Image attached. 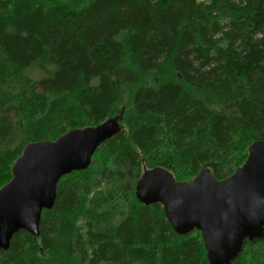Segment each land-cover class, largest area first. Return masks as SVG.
I'll use <instances>...</instances> for the list:
<instances>
[{
	"label": "trees",
	"instance_id": "obj_1",
	"mask_svg": "<svg viewBox=\"0 0 264 264\" xmlns=\"http://www.w3.org/2000/svg\"><path fill=\"white\" fill-rule=\"evenodd\" d=\"M109 117L119 131L0 264H208L134 183L156 165L222 179L264 139V0H0V187L26 144ZM231 264H264V235Z\"/></svg>",
	"mask_w": 264,
	"mask_h": 264
},
{
	"label": "water",
	"instance_id": "obj_2",
	"mask_svg": "<svg viewBox=\"0 0 264 264\" xmlns=\"http://www.w3.org/2000/svg\"><path fill=\"white\" fill-rule=\"evenodd\" d=\"M119 129L117 118L109 117L23 147L0 187V250L21 229L39 233L41 212L53 207L60 178L85 169ZM134 195L143 205L160 204L176 234L198 230L208 264H231L245 241L264 235V139L251 142L243 163L222 179L207 167L188 181L159 165L144 167Z\"/></svg>",
	"mask_w": 264,
	"mask_h": 264
},
{
	"label": "rangeland",
	"instance_id": "obj_3",
	"mask_svg": "<svg viewBox=\"0 0 264 264\" xmlns=\"http://www.w3.org/2000/svg\"><path fill=\"white\" fill-rule=\"evenodd\" d=\"M201 1H207V0H201ZM38 74H41L40 72ZM98 264H106V263H98ZM108 264V263H107Z\"/></svg>",
	"mask_w": 264,
	"mask_h": 264
},
{
	"label": "bare ground",
	"instance_id": "obj_4",
	"mask_svg": "<svg viewBox=\"0 0 264 264\" xmlns=\"http://www.w3.org/2000/svg\"><path fill=\"white\" fill-rule=\"evenodd\" d=\"M163 214H164V212H163ZM164 217H165V215H164ZM166 218V217H165ZM167 220V219H166ZM167 222H168V220H167ZM169 223V222H168ZM170 224V223H169ZM171 226V225H170ZM172 228V227H171Z\"/></svg>",
	"mask_w": 264,
	"mask_h": 264
}]
</instances>
